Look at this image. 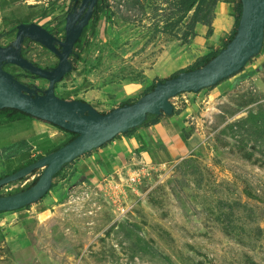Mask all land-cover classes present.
<instances>
[{
    "label": "rangeland",
    "instance_id": "374dc122",
    "mask_svg": "<svg viewBox=\"0 0 264 264\" xmlns=\"http://www.w3.org/2000/svg\"><path fill=\"white\" fill-rule=\"evenodd\" d=\"M172 2L104 0L106 9L76 42V77L58 84L56 94L99 96L98 108L108 112L135 101L155 79L191 66L203 55L204 38H194L191 13L174 23ZM212 9L210 3L200 22ZM50 19L48 28L61 35L60 16ZM49 52L33 43L28 57L52 65V57L43 59ZM35 83L41 89L48 82ZM182 94L171 98L179 111L174 120H162L170 140L145 129L148 138L140 130L128 150L108 142L64 167L41 202L6 217L13 229L10 243L0 242V264H264V57L212 89ZM20 129L10 125L1 143H17ZM21 150L28 148L2 150L0 176ZM41 171L0 194L29 187ZM18 228L28 245L14 244Z\"/></svg>",
    "mask_w": 264,
    "mask_h": 264
},
{
    "label": "water",
    "instance_id": "95a60500",
    "mask_svg": "<svg viewBox=\"0 0 264 264\" xmlns=\"http://www.w3.org/2000/svg\"><path fill=\"white\" fill-rule=\"evenodd\" d=\"M97 1H68L59 14L63 37L56 36L55 32L37 22H29L15 25L13 38L5 45L0 43V109L14 108L76 134L56 150L0 178L1 188L42 168L31 186L0 194V213L39 201L50 191L55 174L65 164L100 148L119 134L141 126L148 115H172L171 98L184 92L197 93L235 75L263 48L264 0H239L241 10L235 33L211 60L195 69L180 71L164 81H157L150 91L134 102L101 113L88 102L63 99L55 92L56 84L75 68V44L91 20ZM31 42L48 49L56 56L57 64L43 68L24 57L23 48ZM8 64L20 72L46 80L47 87L40 89L19 80V73L4 68Z\"/></svg>",
    "mask_w": 264,
    "mask_h": 264
},
{
    "label": "crops",
    "instance_id": "0c3cea01",
    "mask_svg": "<svg viewBox=\"0 0 264 264\" xmlns=\"http://www.w3.org/2000/svg\"><path fill=\"white\" fill-rule=\"evenodd\" d=\"M48 1L50 0H36L34 2H30L29 0H0V39H1L0 43L5 45L6 43H8V41H10L13 38L14 34H10V32L12 31L13 27L19 23L37 22L43 25L44 27L48 28L47 24L51 21L50 18L52 16L59 15L65 9L66 4L70 0H51L53 1L51 5H48V3H46ZM237 1L238 0H208L207 6H209L211 3L213 7L211 12L212 15L209 17L207 23L204 22L202 23L200 22L201 20H199V22L195 24V27L193 29L197 32L194 38L196 39L204 38L203 41H201L204 49L201 52L203 55L207 54L206 52L208 51L212 52L223 48L224 44L227 42L230 35L233 33V30L235 28V5L237 4ZM53 4H54V8H53L54 12L49 13L51 8L53 7ZM59 5H61V7H59ZM22 7L24 8L26 7L25 8L26 12L23 13L20 12V9ZM2 40H4L5 42H2ZM263 47H264V43H263ZM45 55L47 56V54ZM45 55L43 54V56ZM203 55H200L199 57ZM263 55H264V49L262 48L261 52L257 55V57L262 56L263 58L264 57ZM30 60L35 61L34 59H30ZM73 77H76V75L74 74L73 71H71L67 73L58 84H63L65 81L67 80L69 81V79ZM86 82L87 81H83V83H81L80 87L81 88L83 87L81 89V92H83L86 89L84 88ZM58 84H56L55 90L58 87ZM73 88L75 89L76 87L74 86ZM68 97H69L68 99H71L74 96H68ZM78 99L88 102L97 110L102 111L101 109L98 108L99 104L102 103L101 101L102 99L99 96H94V99H90V100L83 97H78ZM175 117H176L175 114L170 116H162L160 120L155 124L142 126L136 129L132 134L128 136H123V135H120V137L117 136L113 140L109 141L110 146L111 144L116 145L118 143L119 150L121 151L122 149L128 150L129 145L133 144L132 145L133 147L135 144H137V140L135 139L136 137L139 136V134H141V132H139L140 130L142 131V134H145L146 136L145 129H148L149 132L152 133L153 131L156 132L158 136L159 133L166 132L164 133L166 135L165 137H157L158 138L157 140L160 139L162 140L163 138H165L166 140L164 139L165 141L164 140L162 141L166 142L171 138V136L169 135L170 133H168L170 132V129L164 128L165 126H163L164 124L162 123L163 122L162 120H166L167 122H172V120H174ZM177 117L179 116L177 115ZM14 124H17L19 128L21 127L20 131L24 132V134H22V138L19 139L17 143L15 142L16 144L13 143V140H9L1 143L3 139H6L8 137L9 126L10 125L12 126ZM169 125L172 128H175L174 127L175 123H171ZM1 130H3V133L0 134V153L2 152V150H7L17 145L19 148H22L23 146H26L28 148V151L21 150L18 152V155L15 157V159L18 160L17 161L14 160L13 165L8 167L9 171L11 169L18 167L19 165L26 163L31 158L36 157L37 155H44L50 149L62 144L67 139L66 136L68 135L67 132L58 128L56 125L52 123H49L41 119H37L35 117L33 118L28 116H22L19 119L13 121L1 119L0 132ZM177 132L180 136L181 135L180 130ZM12 135L15 136V132H13ZM189 136L190 135H185L187 139L189 138ZM146 138L148 137L146 136ZM141 139L145 140V137H141ZM181 142L182 141H180L179 143ZM183 143L185 144V142ZM106 145H108V143ZM179 145L177 146V148L179 147ZM47 194L45 196H48ZM45 196L42 197L39 201H37V203L45 199L46 198ZM31 205H33V203ZM17 211L18 209L15 211H5L0 213V231L2 232L3 235V237L0 239V242L2 243L9 242L10 239L8 235L12 233L13 227H10V225L7 224L5 225L4 219L6 217H12L17 213ZM4 225L5 227L3 228ZM21 230L19 229L20 235L18 233L19 237H17V240L15 241L16 243L14 244L16 245L20 244L21 246H26L28 245L29 242L23 236V231Z\"/></svg>",
    "mask_w": 264,
    "mask_h": 264
},
{
    "label": "trees",
    "instance_id": "16d2710c",
    "mask_svg": "<svg viewBox=\"0 0 264 264\" xmlns=\"http://www.w3.org/2000/svg\"><path fill=\"white\" fill-rule=\"evenodd\" d=\"M172 4H173V6H172V8H173V10H174V14L176 15V20H175V24H178L180 21H181V19L182 18H184L185 16H187L189 13H191V15H190V23H191V28H190V30H191V32L193 31V29H194V26H195V24L197 23V22H199V20H200V15L205 11V8L207 7V4H208V0H173V2H172ZM106 6H105V3H104V0H98L97 1V5H96V8H95V10H94V13H93V18L95 17H97L98 16V13L99 12H103L106 8H105ZM240 10H241V4H240V1L238 0L237 1V4L235 5V27H236V25H237V22H238V18H239V14H240ZM85 31H86V27L84 28V30H83V34L85 33ZM234 33H235V28H234V30H233V33L230 35V37L228 38V40H227V42L232 38V36L234 35ZM188 36V33H185L184 34V37L186 38ZM79 41V40H78ZM226 42V43H227ZM226 43L224 44V46L226 45ZM223 46V47H224ZM263 49H264V47H263ZM218 51L219 50H217V51H212V52H209L208 54H206V55H203V56H201V57H199L198 59H196V61L191 65V66H189L188 68H186V69H180V70H178V71H176L175 73H173L172 75H170L169 77H173V76H175V75H177L180 71H184V70H191V69H195V68H197V67H200V66H202V65H204L206 62H208L209 60H211L217 53H218ZM15 66H13V69H11V70H8V71H15ZM243 69V68H242ZM241 69V70H242ZM240 70V71H241ZM236 74V73H235ZM233 76V75H232ZM35 78H37L38 76H34ZM169 77H167V78H169ZM166 78H160V79H155L156 81H154L144 92H143V94H145V93H147L148 91H150L153 87H154V85H155V83L157 82V81H164ZM225 79H223V80H221L220 82H222V81H224ZM220 82H218L216 85H214V86H212V87H208V89H212V88H214L215 86H217ZM181 94V93H180ZM132 102H134V100H132V101H126V102H123V103H120L119 105H123V104H125V103H132ZM112 110V109H111ZM99 112H101V113H106V111H100V110H98ZM179 111H177V110H175V108H174V111H173V114H175V113H178ZM172 114V115H173ZM22 116H28V117H33V116H31V115H29V114H27V113H24V112H22V111H19V110H17V109H14V108H2V109H0V120L1 119H5V120H9V121H13V120H17V119H19L20 117H22ZM162 116H170V115H166V114H161V115H159V116H157V115H148L147 116V118H146V120H145V122L141 125V126H139V127H136V128H132V129H130V130H128L127 132H125V133H122V134H119V135H123V136H128V135H130V134H132L136 129H138V128H140V127H142V126H148V125H151V124H155L156 122H158L159 120H160V118L162 117ZM34 118V117H33ZM38 119V118H37ZM58 127V126H57ZM58 128H60V127H58ZM60 129H62V128H60ZM62 130H64V129H62ZM65 132H67L68 134H69V136L67 137V139L62 143V144H60V145H58V146H56V147H54V148H52V149H50L49 151H47L44 155H46V154H48L49 152H51V151H53V150H56L58 147H60L61 145H63V144H65V143H67V142H69L70 140H72L75 136H76V134L75 133H73V132H70V131H66V130H64ZM119 135H117V136H119ZM116 136V137H117ZM115 137V138H116ZM113 140V139H112ZM108 143V142H107ZM107 143H105V144H103L101 147H104ZM43 155H37L36 157H33V158H31L29 161H27L26 163H24V164H22V165H19L18 167H16V168H14V169H11L10 171H8V172H6L4 175H2V176H0V178L1 177H3V176H5V175H7V174H10V173H12V172H14V171H16L17 169H19V168H21V167H23V166H25V165H27V164H29V163H31V162H33V161H35L36 159H38V158H40V157H42ZM67 165H69V164H65L62 168H61V170H59L56 174H55V177L57 176H61L62 175V172H63V169H64V167H66ZM21 180V179H20ZM37 180V177H35L32 181H31V183L29 184V186H31L32 184H34L35 183V181ZM55 184L53 183L52 184V187L54 186ZM51 187V188H52ZM45 196V195H44ZM43 196V197H44ZM31 204H29V205H27V206H24V207H22V208H28L29 206H30ZM21 209V208H20ZM19 210V209H18Z\"/></svg>",
    "mask_w": 264,
    "mask_h": 264
},
{
    "label": "flooded vegetation",
    "instance_id": "af4514ba",
    "mask_svg": "<svg viewBox=\"0 0 264 264\" xmlns=\"http://www.w3.org/2000/svg\"><path fill=\"white\" fill-rule=\"evenodd\" d=\"M47 29H49V28H47ZM51 31H53V30H51ZM82 34H83V32H82ZM81 34V35H82ZM61 37H63V34L61 33ZM78 42V41H77ZM34 42H31L27 47H24L23 48V56L24 57H26V58H28V59H30L29 57H28V55H29V53H30V50H31V48H32V44H33ZM75 48H77V45L75 44ZM45 55V54H44ZM49 56H52V58H53V60L55 61L52 65H47V66H42L41 65V63H39L38 64V62L35 60V61H33L35 64H37V65H39V66H41V67H43V68H49V67H53V66H55L56 64H57V58H56V56H54V55H52L51 53H49V55L47 54V56L45 55V56H43V58H45V59H47ZM4 68L8 71V70H11V69H13V65H5L4 66ZM9 72H12V73H15V74H18L19 73V71H9ZM35 75H32V74H30V73H24V72H20V74L19 75H17V77H18V79H20V77H26L29 81H27L26 83L27 84H29V85H36V83H35V80L36 79H39V77H37V78H35L34 77ZM22 80V79H21ZM42 89V88H41Z\"/></svg>",
    "mask_w": 264,
    "mask_h": 264
},
{
    "label": "built area",
    "instance_id": "2783aa9c",
    "mask_svg": "<svg viewBox=\"0 0 264 264\" xmlns=\"http://www.w3.org/2000/svg\"><path fill=\"white\" fill-rule=\"evenodd\" d=\"M183 94L181 93V94H179V95H177V96H175V97H173V98H177L178 96H182ZM175 108V107H174Z\"/></svg>",
    "mask_w": 264,
    "mask_h": 264
},
{
    "label": "clouds",
    "instance_id": "9594fccd",
    "mask_svg": "<svg viewBox=\"0 0 264 264\" xmlns=\"http://www.w3.org/2000/svg\"><path fill=\"white\" fill-rule=\"evenodd\" d=\"M49 192V191H48Z\"/></svg>",
    "mask_w": 264,
    "mask_h": 264
}]
</instances>
